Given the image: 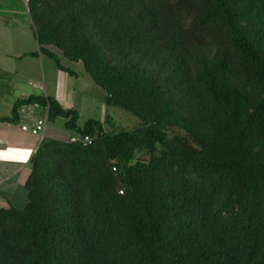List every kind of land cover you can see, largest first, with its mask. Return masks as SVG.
I'll list each match as a JSON object with an SVG mask.
<instances>
[{
    "label": "trees",
    "instance_id": "trees-1",
    "mask_svg": "<svg viewBox=\"0 0 264 264\" xmlns=\"http://www.w3.org/2000/svg\"><path fill=\"white\" fill-rule=\"evenodd\" d=\"M38 53L83 66L131 130L47 96L27 204L0 208V264H264V0H28ZM73 136V135H72ZM37 137V136H36ZM147 155L148 161L138 160Z\"/></svg>",
    "mask_w": 264,
    "mask_h": 264
},
{
    "label": "rangeland",
    "instance_id": "rangeland-1",
    "mask_svg": "<svg viewBox=\"0 0 264 264\" xmlns=\"http://www.w3.org/2000/svg\"><path fill=\"white\" fill-rule=\"evenodd\" d=\"M30 46H37L34 39L31 20L27 14V9L24 0H0V95L10 98L19 92H28L44 96V92H39L36 89H52L55 87L67 89L76 97V104L82 103L80 106L81 115L79 118V126L82 127L89 120H96L104 122L106 117L109 116L114 125L121 129L131 130L139 127L140 121L129 113L116 107H107L105 105V94L98 88L85 74L83 66L78 63L67 64L63 60L62 65L68 66L72 72L78 73V79L64 77L65 81H57L54 76L47 71L44 66V72L47 74V82L43 83L39 79L41 74V67L33 63L28 68L29 59L17 60L13 55L16 51L23 52L29 51ZM44 57V56H43ZM46 58V57H45ZM49 67L56 69L54 62L45 59ZM17 71V73H16ZM19 75V76H16ZM29 77V78H26ZM17 77L23 85L17 83ZM44 91V90H43ZM48 93V91H47ZM85 103V104H84ZM3 108V107H2ZM6 110V108H3ZM43 111L36 109V115L41 116ZM65 120L56 119L54 122H48L47 127L56 131V140H68L73 133L65 129ZM138 160L148 161L147 155H140Z\"/></svg>",
    "mask_w": 264,
    "mask_h": 264
},
{
    "label": "crops",
    "instance_id": "crops-1",
    "mask_svg": "<svg viewBox=\"0 0 264 264\" xmlns=\"http://www.w3.org/2000/svg\"><path fill=\"white\" fill-rule=\"evenodd\" d=\"M16 50L17 49H15L13 56L17 60L25 58L30 61H34L28 62L27 65H25L26 68H29L31 65L33 67V63L37 62V65L41 67V74H39L38 78L42 79L44 84L47 82V74L44 72V66L47 67V71L51 74V76H54L57 81H65L64 77L72 78L68 74L60 72L57 67V70H54L51 66L49 67V64L45 62L46 58L41 55L38 57H29L31 54L38 53L37 46H30V49H28L29 51L19 52ZM50 50L59 57L61 65L63 61L67 64H72L67 62L58 50L54 48H50ZM75 65L77 66V64ZM62 66L71 71L68 66ZM75 74L76 78L74 79H78V73L76 72ZM19 78L20 77H17V83L19 85L26 86L24 85L25 83H22L19 80ZM26 78L29 77L26 76ZM36 90L44 92V96L54 98L64 109L77 110L80 118V106H82V103L80 102L79 105H77L75 99L76 97H74L72 93H69L67 89H61L58 87H56V89L55 87L47 89L45 87L43 89L44 91L41 88ZM29 96L41 95L24 91L17 93L15 96H11L9 99L0 95V120L11 119L12 109L15 102ZM2 107H5L6 110ZM54 136H56V131L52 128H48L47 126L45 127L43 134L36 137L22 132L18 125V120L14 123H0V208L6 209L9 206H12L17 209H22L26 206L27 199L24 185L30 173L29 161L35 154L41 141L44 139H54Z\"/></svg>",
    "mask_w": 264,
    "mask_h": 264
},
{
    "label": "built area",
    "instance_id": "built-area-1",
    "mask_svg": "<svg viewBox=\"0 0 264 264\" xmlns=\"http://www.w3.org/2000/svg\"><path fill=\"white\" fill-rule=\"evenodd\" d=\"M27 7L28 0H24ZM38 106H20L17 110L18 114V125L20 130L24 133L32 136H41L47 125V110H43L41 116L36 115V109ZM70 143H82L84 145H90L92 139L88 136L73 135L68 139Z\"/></svg>",
    "mask_w": 264,
    "mask_h": 264
}]
</instances>
